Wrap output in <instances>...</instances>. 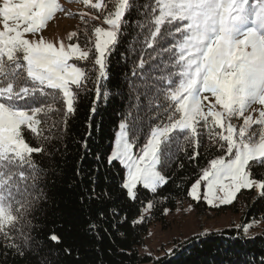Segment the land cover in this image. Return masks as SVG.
I'll list each match as a JSON object with an SVG mask.
<instances>
[{
	"label": "trees",
	"instance_id": "16d2710c",
	"mask_svg": "<svg viewBox=\"0 0 264 264\" xmlns=\"http://www.w3.org/2000/svg\"><path fill=\"white\" fill-rule=\"evenodd\" d=\"M80 1L88 15L70 42L85 53L71 60L83 78L70 84V105L60 88L29 75L22 49L0 62V105L22 120L13 132L21 148L0 138V264H264V157L247 164L261 191L244 189L217 208L237 212L246 202L243 220L260 223V234L231 227L194 236L155 262L139 252L150 224L164 223L165 212L189 198L211 161L234 156L228 128L237 141L264 135L263 123H244L240 97L227 102L222 93L221 122L205 112L190 119L185 110L191 59L211 30L233 35L247 20L264 29V0ZM122 11L102 67L90 41L100 21ZM121 122L137 155L163 131L164 182L155 189L139 184L130 193L125 185V169L112 158ZM196 205L214 209L204 200Z\"/></svg>",
	"mask_w": 264,
	"mask_h": 264
},
{
	"label": "rangeland",
	"instance_id": "374dc122",
	"mask_svg": "<svg viewBox=\"0 0 264 264\" xmlns=\"http://www.w3.org/2000/svg\"><path fill=\"white\" fill-rule=\"evenodd\" d=\"M170 1L179 5L204 2ZM213 1L218 6L219 0ZM85 3L80 0H0V62L3 54L22 49L29 75L60 88L67 105L72 103L70 84L80 83L83 78V71L71 60L81 58L85 53L70 40L88 15ZM216 9L213 8L215 13ZM122 14L123 11L116 18L100 21L94 39L90 41L91 45L95 44L97 60L102 67L109 46L116 40L118 19ZM205 42L201 53L191 59L193 66L185 103L189 118L205 112L221 122L226 112L220 102L224 93L227 102L235 97L242 98L239 107L246 113L244 118H248L244 123L264 124V29H258L247 20L246 25H237L233 35L220 29L211 30ZM21 121L0 105V138L4 142H15L17 148H21V144L15 141L13 132ZM162 135L163 131L157 130L146 148L137 155L129 141L126 123L119 125L113 140L112 158L124 167L125 185L130 193L139 184L150 190L163 184L164 178L158 170V147ZM227 135L234 156L211 161L191 185L189 198L180 202L176 209L167 210L164 223L150 224L139 248L141 256H149L155 262L186 239L231 227L245 235L262 232L260 223L243 220L246 202L238 207L237 212H222L217 208L233 203L244 189H254L255 193L261 191L262 183L250 178L247 164L252 159L264 157V135L255 143L237 141L230 128ZM200 200L214 209L199 210L196 204ZM150 210L148 205L142 217Z\"/></svg>",
	"mask_w": 264,
	"mask_h": 264
}]
</instances>
